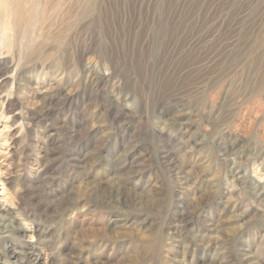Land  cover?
<instances>
[{
	"label": "rangeland",
	"instance_id": "374dc122",
	"mask_svg": "<svg viewBox=\"0 0 264 264\" xmlns=\"http://www.w3.org/2000/svg\"><path fill=\"white\" fill-rule=\"evenodd\" d=\"M0 264H264V0H0Z\"/></svg>",
	"mask_w": 264,
	"mask_h": 264
}]
</instances>
